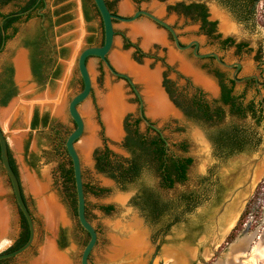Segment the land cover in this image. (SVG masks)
<instances>
[{
  "label": "rangeland",
  "instance_id": "374dc122",
  "mask_svg": "<svg viewBox=\"0 0 264 264\" xmlns=\"http://www.w3.org/2000/svg\"><path fill=\"white\" fill-rule=\"evenodd\" d=\"M85 1L90 5L91 2L89 0ZM108 1L110 8L119 13L122 0ZM126 1L129 9L123 11L125 13L122 15H131L134 5L130 0ZM24 2L25 0H11L6 4L0 5V12L7 13L16 10ZM45 2L46 6L43 11L47 17L43 24L48 29V41L53 56L50 68L58 65L56 76L50 79L49 83L46 82L38 87L33 84L27 74L24 78L17 77V82L14 81L13 60H15L17 53L22 51V48H25L23 36L33 31L40 22V17L36 16V13H32L28 19L22 16L19 21L15 22L14 27L16 30L8 31L12 35L6 40L5 45L0 50V74L6 65H10L12 67V81L16 90L15 94L5 105H0V125L9 142V153L21 177L23 196L32 213L36 229L35 240L31 248L21 255L0 262V264H44L40 259V250L48 242H50L56 253L66 257L64 260H66L67 264H79L81 250L88 238L87 234L78 225L67 196V184L61 176L60 168L70 166V159L62 143L59 147L58 144L60 141L65 140L67 134L73 128L71 118L67 112V102L79 90L80 80L76 66L78 52L87 46V36L92 43H97L100 40L101 26L99 17L92 8L89 10L90 19L85 20L81 10L83 0H45ZM166 2L167 0H138V5L152 11L167 23L173 25L181 41L185 42L189 37L202 38L197 30V24L182 15H175L171 10L166 11L164 9ZM167 4L170 3L168 2ZM156 7H159V11H157ZM256 19L257 26L249 34L251 40L254 35H258L259 39L264 35V0H260L258 4ZM138 21L148 22L153 25L152 22L144 17H141ZM132 23L114 22V29L117 32L115 33L114 43L109 55L117 48L123 53L130 52L129 56L131 57L133 46L131 44L127 47L122 45L121 33H124L129 40L137 43L138 47L145 53L138 60L133 57L130 59L129 57L130 61L132 60L131 63L139 67L146 66L149 71H157L159 81L161 72L165 71L167 78L175 83L173 93L176 96H190L193 90L191 84H194L204 90L206 98L216 97L217 88L212 78L190 66L191 63H197V60L192 57H184L185 60L181 58L185 63L184 67H181L178 61L176 63L175 59L169 58L168 49L172 48L174 51V48L171 41L164 38L165 35L162 29L158 27L156 30L161 32L165 44L152 42L147 47H143L140 36L136 39L128 36L129 29L127 25ZM61 49H65V51L60 53ZM228 56L227 54L225 57ZM165 64H168L170 68L166 69ZM86 65L93 78V84L90 95L77 106L79 113L84 119L85 127L81 137L75 142V147L81 160L83 182L88 186L100 189L96 193H93L89 187L84 189L87 218L97 231V242L89 255L88 264H158L160 260H162L163 264H167L165 250L175 249V247L179 248L182 245L188 248L186 254L190 257L192 255V251L189 249L190 246L193 248L197 247L198 241L203 235L210 236L211 234L210 238H213L212 236H215L216 231H213L214 226L210 225V227L206 226L201 232L197 230L192 232L189 231L188 223L200 219L211 222L216 207L213 200V189L217 183L224 185L226 196L242 183L244 176L240 174L239 166L245 159L241 158V156L253 153L261 144L262 137L259 131L263 127L262 123H255L248 115L241 119L235 118L228 114L226 107H224V112L220 119L209 122L189 119L182 115L181 112H175L173 107V112H171L173 114H167L161 119L147 113L144 105L143 110L146 113V118L160 130L169 143L170 150L177 155H192L194 158L191 156L192 162L187 168L185 180L181 182L175 181L171 187H165L161 184L160 176L154 169L146 170L142 175V179L163 200L178 201L179 196L184 192L200 195L198 205L192 211L183 215L188 219V223L184 224V222L171 220L172 218L167 217L157 222H151L144 216L140 208L133 204L132 199L137 195L138 191L137 184L131 183L127 188L122 189L113 178L95 168V161L96 157L107 148L111 160L125 162L129 157L125 147V137L128 131L132 132L133 129H137L138 133L146 138L153 137L155 132L147 129L146 124L142 120H139L136 124L133 122L137 117L138 102L124 79L111 74L96 57H88ZM115 69L126 72L120 68ZM187 77L188 82H186ZM203 80L210 81L214 85L215 90L210 91L206 88ZM106 81L111 84L120 83L122 85L125 100L130 106L120 120L122 134L119 138L108 134L102 119V109L100 104H98V92L106 91ZM134 83L143 95L141 84L135 80ZM41 100H45L49 104L47 106L45 104L42 105L39 103ZM167 102L170 105L171 102L168 100ZM85 104L90 106L89 120L83 110ZM19 105L22 107L25 116V128L22 130L23 135L21 136L17 134L19 131L17 125L23 123V120L19 121V119L10 118L13 109L19 107ZM32 105H34V109L37 110L39 115H42L43 112L47 113L48 125L45 128L40 130L29 129L28 123L33 109ZM89 123L92 125V139L94 142L91 146L92 149L90 148L89 152H84L80 142L89 134ZM229 123H235L253 132L259 138L257 147L250 152L234 154L229 157L216 154L212 143L206 135V130ZM55 130H57V134H55ZM195 131L199 132V137L205 143V151L198 150L199 146H197L193 137ZM202 133L208 143L202 138ZM13 135H17V138ZM180 143H184V149L180 147ZM31 155L35 158L33 166L29 164ZM22 171L28 176L23 178ZM44 171H46V176L43 175ZM29 176L35 182L46 183L41 193L36 194L33 192L29 183ZM240 190L237 189L233 194L234 203H236V199L240 195ZM43 198H51L63 210V218L65 220L57 219L58 230L61 228L60 234L62 233L64 237L63 244L59 247H56L55 242L57 235H51L49 228L45 224L46 217H44L43 213L47 208ZM247 200L246 212L234 221L236 226L233 235L239 236L243 232L244 223L249 222L250 232L256 234L255 237V234L252 236L251 248L253 249L257 245L264 229V175L259 179ZM0 204L5 208L8 217L5 227L0 225L3 229L1 233L0 227V252H2L11 246L18 237L19 212L1 165ZM103 205H110L111 210L108 212L103 211L100 209ZM167 221H172L173 223L169 225L166 231L159 232V229L162 230ZM189 233L191 234L189 235ZM198 233L200 235H197ZM153 234H155V238L151 240L149 236ZM113 239L118 242L116 250L119 252H111V247L115 246ZM129 240H135V242L139 240L140 242L136 244L134 249H126L123 248V245H120V243ZM57 242H60L59 238ZM216 242L220 243L218 240L212 241L211 239L212 246ZM157 245H159V249L155 251ZM209 246L210 244H204L205 253L203 256L205 260L211 257V254L209 255L206 252ZM250 256L251 253L248 257H241L239 264H247L246 260ZM37 259H40L42 263H38ZM209 264H213L212 260H209Z\"/></svg>",
  "mask_w": 264,
  "mask_h": 264
},
{
  "label": "flooded vegetation",
  "instance_id": "af4514ba",
  "mask_svg": "<svg viewBox=\"0 0 264 264\" xmlns=\"http://www.w3.org/2000/svg\"><path fill=\"white\" fill-rule=\"evenodd\" d=\"M28 1L30 0H25V2ZM130 1L134 5L133 12L140 9H144L145 11L154 14L152 11L139 6L138 0H130ZM106 2L109 3L108 0H106ZM259 2L260 0H230L229 4H224L221 0H187V1L178 0L174 4H166L164 7L166 11L171 10L175 13V15L177 16L182 15L184 18H188L193 23H196L197 30L202 36V38L189 37L185 42H183L179 39L174 26L168 23L176 33L177 41H178L177 44H175L174 42V38L171 31L164 25L153 20L152 18L144 14H139L135 20V22L136 21L139 22L138 20L141 17H144L153 23L155 29H157L158 27L162 29L165 35L164 38L169 39L171 41L174 48V53H176L177 56L179 57L181 56L180 58H182L183 60H185L184 57L194 58L198 62L195 64L191 63L190 66L194 69H198L200 72H203L205 75H209L212 78L217 88L216 97L210 99L206 98L204 90L200 86L191 84L193 90H192V95L189 99L190 101H192L193 98H196L204 105H207L209 112L212 113V120H218L216 118V115L213 114L215 106L220 107L222 115L224 112V107H226L228 114H230L231 116L241 119L244 116L248 115L250 118L254 120L255 123H257L256 121L258 117L261 115L260 123H262V126L264 127V49H263L264 35L261 36V39H259L258 35H254L252 40L249 38V34L252 33L255 27L257 26L256 11ZM45 6H46L45 0H33L31 6L33 7L32 13H36V16L40 17V22L38 25H36L33 31L26 33L23 36V41L25 43L26 40L30 39L35 44L36 46L35 59L39 62L40 79L44 83L46 82L49 83L50 79H53L55 77V76L53 77V75L55 71L58 70V65H55L52 68H50L51 62L53 60V56L50 51L51 46L48 41V29L43 24L47 17L43 11ZM90 8H92L94 12H96V14L98 15L97 10L95 9V6L92 5V3H90L89 5V10ZM212 8L215 10L214 12H212L211 10ZM109 9L112 12H116L110 8V5H109ZM12 11L13 14L15 15L21 14V12L17 11V9ZM160 19L164 21L163 18ZM222 20L224 21V25H222ZM1 21L2 19L0 20V22ZM99 21L101 26L100 40L97 43H92L88 41L89 37L87 36L86 38L87 46L101 45L103 42V29L100 18ZM121 34H122L121 36L122 45L124 46L126 43H128L133 46L131 57L138 60L141 55L145 54L144 51L140 47H138L137 43L135 42L130 43L128 37H126L124 33ZM138 37L139 36H135L133 38L136 39ZM5 43L6 41H4L3 46L5 45ZM25 48L27 49L28 63L31 70L30 48L26 45ZM61 52L62 51L60 50V53ZM208 53L217 54V56L222 62L231 64V66H225L221 64L216 60V58L213 55ZM227 54L229 56L225 57ZM100 62L102 61L100 60ZM165 68L169 69L170 67L168 64L167 65L165 64ZM165 73H166L165 71L161 72V76H160L161 79L159 82L161 87L167 93L168 98L174 103L173 98H176L180 95L176 96L173 93L175 89L174 86L175 83L169 78H167ZM187 79L188 77L186 78V82H188ZM79 80H80L79 81V90H80L82 88V80L80 75H79ZM33 81L35 83V86L38 87L41 85V83L38 82L35 76H33ZM125 82L133 92L129 83L126 80ZM168 90L172 91L173 93L172 96L170 95V91ZM225 95L228 96V100L226 102L224 101ZM135 97H136V101L139 103V100L136 95ZM138 103H137V117L134 119L133 122L139 120L143 121L142 117L139 115ZM232 105L242 106L244 115H240L239 113L233 111L231 112ZM178 109L181 111L182 115L185 116L183 110L180 108ZM35 110L36 109L32 111L29 120L30 130L43 129L42 120L44 115H47L46 112H43L42 115L38 114V124L33 129H31L30 123L36 112ZM71 121L74 128L75 126L74 122L72 119ZM146 128L151 129L155 132V135L153 137L159 136L163 138L165 140L164 145L168 149H170L169 145L166 144L167 141L161 134L160 130L154 129L153 127L147 124H146ZM133 130L131 132V135H133L134 133ZM54 132L55 134H57V130H55ZM141 137H145V136L141 135ZM59 143L60 144L62 143L63 148L65 149L64 141H60ZM127 152L130 155V152L128 150ZM217 187L219 189V193L216 194V196H214L213 198L216 207L211 222L205 221V219L204 220L200 219L188 223L187 222L188 219H186L183 215L189 211H192L198 205L199 203L198 200L200 199V195L196 193L184 192L179 196V200L181 201L179 206V210L181 213L178 219L179 222L180 221L184 222V224L188 223L190 227L189 231L192 232L193 230H197L201 232L204 228H206V226L210 227V225H213L214 226L213 231H216L215 236H212L213 238H210L211 234L210 236L203 235L202 237H200V241H198L199 244L197 247L193 248L190 246L189 249H191L192 255L188 258V264H198V263L209 264V260H212L213 264H225L224 261L225 256H227L231 251L230 249L231 243L236 241L237 238H239L240 236H244L243 237L244 245L242 246L246 252L245 255L242 256L248 257L252 251L251 242H252V236L255 233L250 232L249 222L244 223L243 232L239 236L233 235L236 222L233 223L229 228H227L229 222L226 223V217H229L228 215L234 214L235 208H237V205L240 202V197H238V199H236V203H234L235 199L233 198L231 193L228 196L225 195V191H224L225 187L223 184L217 183ZM186 195H190L189 202L186 201L185 198ZM247 202L248 200H246L240 207L241 209L238 212L237 218L246 212ZM187 206H190L189 207L190 210H187L188 209ZM72 210L77 220L76 207L74 208L72 206ZM85 215L87 217L86 203H85ZM207 222L209 223V225ZM19 224H20V215H19ZM60 229L58 230L56 236V244L58 247L60 246L59 243L57 242V239L60 237ZM84 232L87 234L86 231ZM190 234L191 233H189V235ZM197 235H200V233H198ZM255 236L256 234L254 235V237ZM149 238L152 240L153 238H155V234L150 235ZM211 239L212 241L218 240L220 241V243L216 242L212 246ZM204 244L207 245L210 244L206 252L209 255L211 254V257H208L207 260H205V257L203 256V254L205 253ZM158 249H159V245L155 247V251H157ZM184 249H186L185 245H182L179 248L175 247L174 250H177V253L178 252L182 253ZM158 264H163L162 260H160Z\"/></svg>",
  "mask_w": 264,
  "mask_h": 264
},
{
  "label": "trees",
  "instance_id": "16d2710c",
  "mask_svg": "<svg viewBox=\"0 0 264 264\" xmlns=\"http://www.w3.org/2000/svg\"><path fill=\"white\" fill-rule=\"evenodd\" d=\"M10 1L11 0H0V5L6 4ZM89 1L92 3L91 0ZM221 1L224 4L230 3V0ZM32 3L33 0H30L19 5L17 11L21 12V14L15 15L13 14V11L8 13L0 12V20L2 19V21L0 22V50L3 46L4 41L9 39L12 35L8 31L16 30V28L14 27L15 22L19 21L22 16H25V19H28L30 17L33 10V7H31ZM106 3L109 7L110 4L108 2ZM92 5L94 6L93 3ZM81 10L85 20H89V5L87 1L83 0L81 4ZM88 41L91 42V39L89 38ZM24 44L30 48L32 74L42 85L44 84V82L40 79L39 62L35 59L36 46L30 39L26 40ZM129 45L130 44L126 43L124 46L127 47ZM61 51L63 52L65 51V49H61ZM57 71H55L53 77L56 76ZM15 91V86L12 81V67L10 65H6L0 74V105H5L7 101L15 94ZM170 95H173L172 91H170ZM191 95H180L176 98H173V101L178 108L183 110L187 118L195 121H211L212 113L209 112L207 105H204L196 98H193V100L190 101L189 99ZM224 99V101L226 102L228 100V96L225 95ZM35 111L36 112L34 114V117L30 123L31 129H33L38 124V113L37 110ZM232 111L237 112L240 115H244L242 106L232 105L231 112ZM213 114L216 115L217 119H220L222 117L220 107L215 106ZM260 120L261 115L258 117L256 122L260 123ZM137 122L138 121L134 123ZM47 124L48 116L44 115L42 120V127L45 128ZM133 132V135H131V131H128V134L125 137V147L130 152L129 157L125 160V162L111 160L109 158V150L105 148L103 152L96 157L95 168L98 171L105 173L110 178H113L121 186L122 189L127 188L131 183L137 184L138 191L137 195L132 199L133 204L140 208L144 216L151 222H157L158 220H162L165 217L172 218L171 220L177 221L179 219V215L181 214L179 210L181 201L161 199L159 194L142 179V175L146 170L150 171L154 169L160 176L161 184L165 187H171L175 181L181 182L185 180L186 171L188 166L192 162V158L186 155L175 154L164 145L165 140L159 136L146 138L141 137V135L137 133V129H134ZM206 135L212 143L216 154L225 157H229L240 152H250L254 150L259 143V138H257L253 132H251L248 128L234 123L208 128L206 130ZM59 146L60 143L58 144V147ZM180 147L184 149V143H180ZM8 156L11 167L18 175L14 161L9 153V149ZM34 163L35 158L33 155H31L29 164L33 166ZM60 172L65 183L67 184V196L69 198L70 205L75 208L76 194L74 189V178L71 162L70 166L61 167ZM83 186L84 189L86 187H89L93 193H96L100 190L99 188L88 186L85 183ZM218 193L219 189L216 185L213 189V195L216 196V194ZM185 198L186 201L189 202L190 195H186ZM189 207L190 206H187V210H190ZM100 209L108 212L109 210H111V206L103 205L100 207ZM19 215L20 224L18 237L11 246L4 250V252L18 248L28 239L29 231L27 222L20 211ZM172 223V221H167L164 224L163 229H159V232L166 231V229ZM63 238V234L61 233L59 237V245L63 244ZM5 260L7 259H2L0 260V262Z\"/></svg>",
  "mask_w": 264,
  "mask_h": 264
},
{
  "label": "water",
  "instance_id": "95a60500",
  "mask_svg": "<svg viewBox=\"0 0 264 264\" xmlns=\"http://www.w3.org/2000/svg\"><path fill=\"white\" fill-rule=\"evenodd\" d=\"M91 1L94 4L95 9L97 10L99 18L101 20L102 29H103V42L101 45L85 46L78 52L77 60H76V66H77L78 73H79L81 80H82V88L80 90H78L76 93H74L71 96V98L69 99V101L67 102V112H68L70 118L73 120L75 126L67 134V136L64 140V147H65L67 155L70 158L71 166H72V170H73L74 189H75V194H76V217H77V221H78L79 225L81 226V228L84 231H86L88 234L87 242L83 246L81 253H80L79 264H88L89 255H90L91 251L93 250V248L95 247L96 242H97V232H96L93 224L88 220V218L85 215V192H84V186H83L84 182H83V178H82L81 160H80L79 152L75 147V142L81 137V135L84 131V127H85L84 119L82 118L81 114L79 113V111L77 109V105L82 103L83 101H85L87 99V97L91 93L92 84H93V78L91 76L89 68L86 65V60L88 57H96L103 62L104 66L107 68V70L111 74H113L116 77L125 79L129 83L133 92L135 93V95L137 96V98L139 100V103H138L139 115L142 117L144 123L147 125H150L154 129L158 130V128L155 125L151 124L147 120L146 113L143 112V110H142L143 106L145 105V100L143 98V95L141 94V92H139L137 86L135 85L132 76H130L127 72L116 70L115 68H117V67L112 63V60L110 58L109 53L112 49V45L114 43V38H115V32H116L114 29V21H120V22H124V23H132V22H135V20L139 14H144V15L152 18L153 20L157 21L158 23L164 25L165 27H167L173 35L175 44L178 43L176 33L171 28V26L167 22L161 20L156 15L151 14V13L145 11L144 9L134 11V12H132L131 15H122L125 12H122L121 9H120L119 13L118 12H112L109 9V7L107 6L106 0H91ZM176 1L177 0H167L165 5L168 2L170 4H174ZM125 36L127 37V35H125ZM130 38H131V36H130ZM130 42H132V41L130 40ZM183 48H185V47H183ZM22 51L24 52V60H25V64H26L27 76L30 78V80L35 85V83L33 81L32 72L30 70L29 63H28L27 49L22 48ZM129 53L130 52H128V54ZM208 54L213 55L216 58V60L218 62H220L221 64H223L225 66H231V64H227V63L222 62L219 59V57L217 56V54H215V53H208ZM130 59H131V57H130ZM134 63H136V62H134ZM13 67L15 70L14 81L17 82L18 78H16V76H15L16 75L15 60H13ZM158 86H159L160 90L162 91V93L164 94L166 100L171 102L170 107L171 108L173 107L175 112L180 113L181 111L178 109V107L168 98V95L164 91V89L161 87L160 82H158ZM19 89H21V87H19ZM48 104L49 103H45V106H47ZM20 105H19V107L13 109V111L11 112V115H10L11 119L12 118L14 120L19 119V121L23 120V123L18 124L19 121L17 122V124H18L17 127L19 128L18 129L19 131L17 133L18 136L23 135L22 130L25 128V116H24V112L22 110V107ZM32 108H33L32 109V111H33L34 105H32ZM172 114L173 113H171V115ZM259 132H260V135L262 137V141H261V144L258 146L257 150H255L253 153L248 154L246 156H244V155L241 156V158L245 159V161L239 166V171H240V174H242V176H244L243 177L244 179H243L242 183L240 185H238L231 192V195L233 196V194L235 193V191L237 189H241L240 195H239L240 202L238 203L237 208H235L234 214H231V215H229V217H226V221L229 222V225L227 226V228H229L234 223V221L236 220V218L238 216V212H239L241 204L244 203L249 198V196H250L252 190L254 189V187L256 186L257 182L264 175V171H263L264 170L263 169L264 168V127H261ZM201 135H202V138L206 140L204 134L202 133ZM13 136H17V135H13ZM207 143H208V141H207ZM166 144L168 145L169 143L166 142ZM8 149H9V142H8V140L5 136V133H4V131L0 125V163H1V167H2L4 175L7 178L8 183L10 185L12 196H13V199L15 201L16 207H17L18 211H20L23 214V216L27 222L29 235H28V239L26 240V242L24 244H22L21 246H19L18 248L11 250V251L0 252V260L8 259V258H12V257L18 256V255H21L22 253L27 251L33 245L34 240H35V234H36L35 223L33 220L32 213H31L29 207L27 206V204L25 203V200L22 196L21 179L14 172V170L11 167L10 162H9ZM91 149H92V147H91ZM187 156L191 157L192 155H187ZM192 158H194V156H192ZM256 167L261 168V171L259 172L258 176H254ZM50 210H51V208H50ZM45 224L49 228L51 235H57V231H58L59 227H58L57 219L55 218L54 214L52 213V210L50 211V219L49 220L47 219V221L45 220ZM243 237L244 236H240L239 238H237L236 241L231 243V245H233L239 241H243V239H244ZM48 239H50V238L48 237ZM56 247H58L57 244H56ZM42 248L40 250V253L42 251ZM230 249H231V247H230ZM37 262L39 263V259H37Z\"/></svg>",
  "mask_w": 264,
  "mask_h": 264
},
{
  "label": "bare ground",
  "instance_id": "6f19581e",
  "mask_svg": "<svg viewBox=\"0 0 264 264\" xmlns=\"http://www.w3.org/2000/svg\"><path fill=\"white\" fill-rule=\"evenodd\" d=\"M129 5L127 4L126 0H122L120 4L121 11H126L129 9ZM157 11H159V7H156ZM212 12L215 10L212 8ZM222 25H224V21L222 20ZM129 29V36H140L142 41V46L147 47L152 42H157L161 44H165V40L161 34V32L157 31L153 25L146 23V22H135L132 24L127 25ZM132 37V38H133ZM170 59H175L179 62L181 67H184V61L174 53V51L169 48L167 52ZM110 58L112 60V63L119 69L125 70L132 78L139 82L142 87V93L143 98L145 100V105L147 109V113L153 115L154 117L163 118L167 114H171L173 112L172 108L169 105V102H167L164 94L160 90L158 86L159 77L157 71H149L146 66H136L133 63H131L128 53L121 52L119 49H114L111 54ZM16 63V78H24L27 74L25 60H24V52L19 51L15 58ZM187 67V66H186ZM205 87H207L210 91H214V85L208 81L203 80ZM44 96V95H43ZM98 100L100 106H101V113H102V119L104 122V125L106 126V130L108 134H110L113 137L119 138L121 136V128H120V120L122 119L123 114L125 111H127L130 106L127 104L125 100L124 91L122 88V85L120 83L111 84L109 81H106V91L105 92H98ZM39 103L44 105L47 103L45 100H41ZM83 110L85 111V115L87 116V119L90 118V106L85 104L83 106ZM83 111V112H84ZM199 132L195 131L193 134V137L195 139V142L197 143V146H199V151H205V143L202 142L201 138L199 137ZM93 129L92 125L89 123V134L85 139H82L80 142V146L82 150L85 152H89L90 148L93 144ZM16 137V136H15ZM14 137V138H15ZM17 138V137H16ZM195 143V144H196ZM205 145V146H204ZM207 149V148H206ZM203 153V152H202ZM264 169V168H263ZM261 171V168L256 167L255 169V175L258 176L259 172ZM264 171V170H263ZM23 178L28 176L24 171L21 172ZM43 175L46 176V171H44ZM29 183L32 186L33 192L36 194L41 193L42 190H44L46 183H39L35 182L32 177L29 176ZM51 198H43V202L46 205V211H44V216L47 219H50V211L52 210V213L54 214L56 219L65 220L63 218V210L60 208L56 202H54ZM51 208V210H50ZM229 216V215H228ZM7 213L5 208L0 204V225H3L5 227L7 223ZM225 220V219H224ZM227 223V221H226ZM1 227V233L3 232L2 226ZM224 228V227H223ZM135 242V240H129L125 241L124 243H120V245H123V248L126 249H134L136 247V244L139 243ZM113 243L115 246L111 247V252L115 253L116 251V244L118 243L116 240L113 239ZM244 243L243 241H239L233 245H231V251L230 253L225 256V264H238L241 261V257H243V253H245V249L243 248ZM186 249L183 250L182 253H177V250L174 249H166L165 254L167 258V264H188V254ZM239 251V253H238ZM192 253V252H191ZM169 258V259H168ZM40 259L43 261L44 264H67L66 263V257L63 255L56 253L52 245H50V242L47 243V245L42 249L40 253ZM39 259V262L42 263ZM247 264H264V229L259 237V241L255 248L252 249L251 256L248 260H246Z\"/></svg>",
  "mask_w": 264,
  "mask_h": 264
},
{
  "label": "crops",
  "instance_id": "0c3cea01",
  "mask_svg": "<svg viewBox=\"0 0 264 264\" xmlns=\"http://www.w3.org/2000/svg\"><path fill=\"white\" fill-rule=\"evenodd\" d=\"M10 146V145H9ZM19 178L21 179L20 175L18 174Z\"/></svg>",
  "mask_w": 264,
  "mask_h": 264
}]
</instances>
